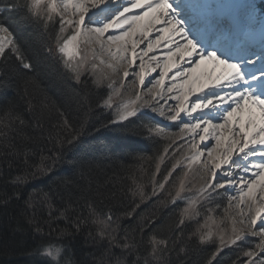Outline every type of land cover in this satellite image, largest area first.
Instances as JSON below:
<instances>
[{
	"label": "snow or ice",
	"instance_id": "obj_1",
	"mask_svg": "<svg viewBox=\"0 0 264 264\" xmlns=\"http://www.w3.org/2000/svg\"><path fill=\"white\" fill-rule=\"evenodd\" d=\"M222 7L226 6L207 0H0V8L16 12L23 23L47 37L43 48L63 67L61 75L65 82H72L71 90L87 83L83 76L91 77L98 90L97 107L114 110L115 118L101 123V128L123 131L127 129L124 121L131 123L130 117H143L149 121L143 125V135L154 140L165 135L168 128L156 119L158 116L178 127L179 139L187 144V155L169 172L171 176L177 169H185L174 195L169 193L173 204L186 201L173 233L181 234L178 241L153 232L155 224L150 221L121 232L120 217L113 208L104 211L97 203L115 201L118 195L127 198L128 194H139L143 198V188L135 181V187L127 192L123 187L117 189L111 179L101 184L91 161H70L74 171L60 178L55 191H41L36 197L29 194L24 218L34 232L42 233L39 216L45 210L51 232L64 222L65 227L58 232L61 242H71L86 232L84 242L91 259L80 264H173L174 252L184 264L181 254L187 255L189 245L215 243L213 231L204 230L205 225H199L187 240L183 238L182 226L199 217L206 205L207 220L214 222V214L222 211L221 221L233 225L230 235L224 229L216 235L219 245L207 264H213L224 248L233 245H254L247 250L241 248L247 259L237 257L233 264H264V30L260 51L250 50L246 41L236 39L231 29L221 24L216 10ZM145 41L147 46L140 47ZM91 45L124 66L122 73L113 68L121 77L119 87L117 81L99 71L94 61H105L94 54ZM161 47L166 49L162 59L149 56ZM107 66L112 68L111 64ZM157 70L158 75L146 82V77ZM32 72L33 63L9 27L0 23V94L13 89L24 101L25 110L33 115L36 128L42 130V121L50 120L56 112L55 127L68 130L55 137L49 133L47 143L51 147L45 154L37 136L28 131L20 104L13 99L0 102V157L9 167L16 164L19 174L11 183L18 199L22 198L21 186L53 174L56 165L63 162L64 153L88 132L86 121L78 128L67 119L61 121L63 112L49 105L47 97L37 101L30 91L37 87L36 79L29 75ZM128 82L136 89L132 93L135 99L117 103L114 97L123 95ZM105 87L110 90L106 97ZM141 90L147 91L152 102L141 103ZM169 100L174 103L169 104ZM209 138L215 140L210 147L204 143ZM190 174L202 183L188 196L185 194L193 193ZM168 179L166 176L165 181ZM109 183L111 189L106 187ZM158 186L165 187L164 183ZM11 198L0 197V208L7 209ZM57 199L62 207L54 211ZM233 208L238 210L241 222L246 220L252 229L249 235L258 240L237 231L230 214ZM122 215L131 217L132 213ZM66 253L67 246L62 243H41L35 249L41 264H73Z\"/></svg>",
	"mask_w": 264,
	"mask_h": 264
},
{
	"label": "trees",
	"instance_id": "obj_2",
	"mask_svg": "<svg viewBox=\"0 0 264 264\" xmlns=\"http://www.w3.org/2000/svg\"><path fill=\"white\" fill-rule=\"evenodd\" d=\"M261 7L264 8V0ZM0 23L9 27L12 35L21 45L24 54L34 65V72L29 75L36 79L37 87L30 91H33L37 101H42L47 97L49 105H53L63 112V117H60L61 121L67 119L72 126L77 128L86 121L85 127L88 129L87 134L82 136L74 147L64 153L63 162L56 165L53 174L21 186L19 191L22 193V198L19 199L13 195L14 187L11 183V180L19 174L16 164L9 167L8 162L0 157V197H12L8 202L7 209L0 208V264H41V258L35 254V249L39 244L49 242L66 245V255L71 257L73 264H80L81 261L91 259L88 255L89 246L84 242L86 232L78 235L76 240L69 242L65 239L61 242L58 239V232L59 229L65 227V224L60 221L57 230L51 232L45 222L47 210L39 216L42 233L34 232L24 218L25 201L29 194L36 197L41 191L47 192L49 189L55 191L60 178L71 176L74 171L69 162L77 160L91 161L95 169L94 175L98 177L101 184L111 179L117 189L123 187L125 192L129 187H135L134 181L142 186L145 193L143 198L139 194L136 196L128 194L127 198L118 195L115 201L97 203V207L104 211H107L108 207L113 208L115 214L120 217L121 232L137 229L145 221H150L155 224L153 232L178 241L181 234L173 233L184 206L179 202L176 204L171 202L169 193H172V189L170 187L163 191L155 190V194H153L154 191H151L153 178L151 171L154 161L162 156L167 141L174 142L172 137L165 139L161 135L156 136L154 140L147 139L143 135V125L149 121L143 117L140 119L130 117L131 123L124 121L127 129L123 131H114L112 127L101 128V123L106 124L109 120L114 119V116L110 109L97 107L98 98L95 93L98 90L92 85L91 77L83 76L82 80L87 83L77 85L74 91L71 90L69 84L72 82H65L61 75L64 71L63 67L56 63L54 57L47 55L43 48L47 40L46 36H43L33 26L23 23L16 12H8L3 8H0ZM103 95L105 97L108 95L106 88L103 90ZM85 96H87L86 102L84 101ZM5 99H13L20 104L24 119L29 125L28 131L37 136L38 143L45 154L51 147V144L47 143L49 133L55 137L58 132L66 134L68 131L55 127L58 123V113L56 112H53L50 120L42 121V130L36 128L33 115L25 110L24 101L15 94L13 89L0 94V102ZM77 99L81 102L78 103ZM96 129L99 131L97 132ZM169 154L167 153L168 156ZM179 158H181V154L177 153L176 157H172L170 161L175 164ZM20 159L22 161L23 157ZM166 165L165 162L161 171L165 169ZM106 187L111 189L112 183L107 184ZM81 204L83 205V202ZM61 207L62 203L57 199L54 211ZM83 210L87 214V208L85 207ZM126 212H131L132 216L122 215ZM30 214L29 210L28 215ZM55 214L58 215V212ZM151 226V224L148 225V227ZM53 227H56V224H53ZM182 227H184L183 238L187 240L189 234L198 225L195 220H191L186 221V225ZM145 231L147 232V228ZM215 251L216 247L212 243L189 245L187 255L181 254V258L184 264H207ZM237 257L242 260V256L236 252L235 247H227L215 257L213 264H233L234 261H237ZM171 259L173 264H181L175 252Z\"/></svg>",
	"mask_w": 264,
	"mask_h": 264
},
{
	"label": "rangeland",
	"instance_id": "obj_3",
	"mask_svg": "<svg viewBox=\"0 0 264 264\" xmlns=\"http://www.w3.org/2000/svg\"><path fill=\"white\" fill-rule=\"evenodd\" d=\"M251 0H243L242 4H241V12L242 14L245 15H249V13L252 11V4L250 2ZM248 5V6H247ZM258 12L256 11L255 14H253V18H252V22L256 20V27L253 29V33L256 32L257 30H255L258 26L261 28L264 26V19L262 20L261 16H258ZM262 36V35H261ZM84 47H88L87 45H85ZM91 49L93 50L94 54L97 56H100L101 59H103L105 61L104 64H100L99 60L94 61L97 65H98V69L100 72H102L103 74L107 75L111 80H115L117 81V87H119V81L121 79L120 76L116 75V73L113 71V68H119L120 72L122 73L124 70V66L120 63L117 62V60L113 59L112 57H110L109 55H107V53H102L96 45H91ZM111 64L112 68H109L107 65ZM154 66V65H152ZM153 74V73H152ZM131 76V73H130ZM150 77H146V81L149 79ZM151 85L149 84V87ZM106 88V87H105ZM125 89L126 90H122L123 95L122 96H118V97H114V100L117 103H122V102H126L129 99H135V97L132 95L133 91H135L136 89L134 88V86L128 82L125 84ZM107 93H109V89L106 88ZM141 103L143 102H152V98L147 94L146 90H141ZM161 103H163V101H161ZM174 103L171 102V100H169V104ZM144 110H147V108H145ZM112 115L114 116V110L110 109ZM153 114V113H151ZM155 114H153L154 116ZM115 118V116H114ZM157 120H160L161 124H165V123H171V122H167V121H163L160 119V117L156 116ZM174 127H176L174 125ZM181 135L179 128H167L166 134L162 135L165 139H170L172 137L173 141H167L166 147L164 148L163 152H162V156L157 158L154 161V167L152 168L151 174L153 176L152 178V184H151V191H154V186H155V190L156 191H163L165 190L167 187H170L172 189V194L174 195L175 193V186H178L179 184V179L181 177H183L184 171L185 169L183 167L177 169L175 172L172 173L171 176H169V172L172 169L173 163L170 161V159L172 157H176L177 153L178 154H185L187 155V144L185 141H182L179 139V136ZM187 139V137H186ZM209 147L212 146L213 144H215V140L213 141H208L206 143ZM168 150V152H167ZM173 151V152H171ZM181 152V153H180ZM167 153H170L169 156L167 155ZM184 157V156H183ZM182 157V158H183ZM166 158V159H165ZM182 158H179L177 160H181ZM176 160V161H177ZM175 161V163H176ZM167 163V165L165 166V169L163 171H161L164 163ZM175 175V176H174ZM168 176L169 179L168 181H165V177ZM155 177V179H154ZM172 177H175L174 179ZM159 180H161L159 182ZM189 180L191 181L190 185L191 187H193V193H186L185 195L191 196L194 194V191L196 188H198L200 186V184L202 183V181L199 180V178L197 176H194L193 174L189 175ZM145 183V182H144ZM159 183H164L165 187L163 189L159 188ZM145 187L146 183L144 184ZM150 185V183H149ZM170 200H171V196H170ZM179 203H181L184 207L186 206V201H178ZM226 203V201H225ZM183 207V208H184ZM207 205L201 209V214L199 217H196L195 221H199V225H205V229L204 230H208L211 229L214 233V240L215 243L212 245H214L215 247H217L219 245V240L216 238V235L220 232L221 229H224L226 231V233H228L230 235L231 232V227L233 226L231 222H222L221 221V217L223 216V212L222 211H218L216 214H214V222L213 220H207L206 219V211H207ZM230 214L232 217V221H234V226L237 229V231L243 232L245 234L246 237H249V239H254V240H258L259 237H251L250 231L251 229L245 225V222H241L242 217L238 214V210L236 209H230ZM246 221V220H245ZM225 238L227 239V235L225 236ZM238 244H240V242H238ZM232 247H235L236 252H239V255L242 256V260H246L247 258L244 257L242 255L241 252V248H243L244 250H247L250 247H254V245H241V247H237L236 245H233ZM227 248V247H226ZM224 248V249H226Z\"/></svg>",
	"mask_w": 264,
	"mask_h": 264
},
{
	"label": "bare ground",
	"instance_id": "obj_4",
	"mask_svg": "<svg viewBox=\"0 0 264 264\" xmlns=\"http://www.w3.org/2000/svg\"><path fill=\"white\" fill-rule=\"evenodd\" d=\"M240 1L241 0H223L221 2H219V1H210L209 3L216 4V5H221V6H226V7H222V8L217 9V11H220L222 14H224V13L228 14L230 16V20L232 21V24H234V27H235V26H237V22L239 23V22L242 21V19L239 17V11H238V6L240 5ZM258 30H261L262 31V29H258ZM155 35H156L155 33L151 34V38L154 39L155 38ZM146 46H147V41H145L144 44L140 45V47H142V48L143 47H146ZM255 49H256V46L254 47V51L259 52V51L255 50ZM165 51H166V49H164L163 47H161L160 49L156 50L155 52L149 53V56L156 55L158 58H161L162 59V54ZM147 59H148V57H145V60L146 61H147ZM138 63H139V61H137V64ZM152 65L155 66V62H153ZM185 66H187V65H185ZM114 68L120 70L119 68H116V67H114ZM158 72H159V70H157V72H154L153 74H151V76H150V78L148 80L156 77L158 75ZM171 102H173V101H171ZM209 140L210 141H213L211 138H209ZM204 143L206 144L207 141H205ZM183 156H185L184 153L181 154V158ZM205 157H206V152H205ZM245 225H247L250 228V226L247 224L246 221H245ZM251 231H252V229H251Z\"/></svg>",
	"mask_w": 264,
	"mask_h": 264
}]
</instances>
